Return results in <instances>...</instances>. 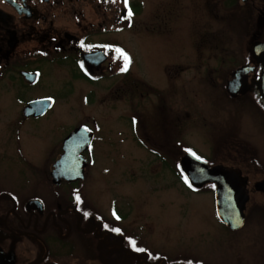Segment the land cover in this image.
<instances>
[{
  "label": "flooded vegetation",
  "instance_id": "obj_1",
  "mask_svg": "<svg viewBox=\"0 0 264 264\" xmlns=\"http://www.w3.org/2000/svg\"><path fill=\"white\" fill-rule=\"evenodd\" d=\"M151 1L0 0V104H23L21 120L25 122L48 116L59 104L74 103L79 93L83 94L82 104L91 106L98 101L101 104L100 101L106 98L102 97V92L107 90L115 97L109 99L113 103L112 108L121 98L125 102L126 114L119 118L127 117L138 122L139 116L150 113L146 102L151 101L152 110L163 104L170 111L171 125L168 127L181 126V81L176 80L181 67L191 66L187 67L188 71L196 70L200 61L199 66L205 67V70L212 71L216 67L221 70V66L214 65L215 62L234 55V65H227L233 70L228 73L222 90L229 103L242 109H253L256 119L258 117L259 130L264 132V0H222L218 5L219 13L215 15L217 19L212 18L207 5L209 0H201L198 4L187 0L189 7L184 10L181 0H175L176 7L168 12ZM171 14L176 18L175 32L169 27ZM239 15L243 25L250 20L248 36L254 37L247 46L248 36H244L241 56L233 53L227 45V51L221 53H214L210 48L201 50L203 53L198 52L196 41L202 34L198 33V29H191V25H196L200 18L199 23L207 36L213 28L210 24L212 20L228 25ZM182 18L184 23H181ZM183 24H190L192 44L189 50L177 54L175 62L164 64L162 58L158 67L163 68L167 79L150 80L141 74L138 58L131 48L133 39H130L129 46L122 34L136 31L137 36L148 44L150 40L155 42V39H165L166 36L174 40L180 38ZM221 32V37L227 41V33ZM123 55L129 58L127 70H122L125 66ZM157 57L152 54L154 60ZM245 67L249 70L247 89L233 96L228 86L236 79L235 72ZM184 82L191 84L193 81L187 79ZM45 84L66 90V93L61 97L44 95L40 88ZM118 94L121 95L119 99ZM91 98L95 101L90 102ZM138 98L144 100L137 106L138 111L143 112L141 115H135L131 106ZM42 100L53 101L44 115L24 116L26 106ZM115 116L103 117L102 109H99L98 117ZM0 124H3L1 115ZM80 126L88 127L94 135L91 148L81 154L87 162L85 178L77 183L62 178L56 185L53 173L63 158L65 140ZM134 132L141 136L140 142L135 144L153 156L151 162L148 158L144 163L148 164L146 169H152L156 179H166L168 172L171 178L168 175L167 178L172 183L188 182L180 163L187 153L199 156L191 144L182 143L172 148L168 147L170 140L164 143L162 139L166 140L160 137L159 143L154 142L150 146L149 132L144 127L140 129L137 124ZM95 136L88 123H83L57 140L54 146L37 153L41 159L40 167L49 171L36 188H32L30 183L19 185L16 181L13 186L16 190L8 189L0 180V264H207L181 252L171 255L166 251L163 233L169 226H156L153 221L150 222V211L138 208L139 201L144 204V198L134 202L127 197L123 200L127 208H122L114 197L107 200L87 191L90 189V169L97 163ZM173 137L174 142L181 144L179 136ZM249 137L226 133L216 140L208 157L199 156L211 168L222 166L235 172L246 183L250 191L245 210L246 223L250 211L264 217V155L259 146L247 141ZM13 152L21 156L23 164L39 166L38 162L26 158L28 154L21 146ZM1 155L10 159L7 149L0 150ZM178 216L181 217V213ZM215 216L220 224L229 229L219 220L216 209Z\"/></svg>",
  "mask_w": 264,
  "mask_h": 264
},
{
  "label": "rangeland",
  "instance_id": "obj_2",
  "mask_svg": "<svg viewBox=\"0 0 264 264\" xmlns=\"http://www.w3.org/2000/svg\"><path fill=\"white\" fill-rule=\"evenodd\" d=\"M146 1L149 2V0ZM194 1L197 4L201 2V0ZM151 2L165 8L166 12L177 5L175 0H152ZM220 3L222 0L208 1L207 5L213 15L212 18H216L215 15L219 13ZM181 7L183 10L189 7V1L181 0ZM231 16L234 17V15ZM237 17L239 20L234 18L232 24L228 25H220L217 18L212 20L210 24H213V28L207 36L204 35V28L202 30L203 25L199 23L200 18L199 24L191 25V29H198V33L202 34L198 35L196 41L198 52L203 53L201 50L210 48L214 50V53H221L227 51L228 47L233 53L241 56L244 36L250 35L251 27L249 28L250 20H247V16L245 25L240 15ZM168 21L169 27L175 32V16L171 14ZM183 21L184 18L181 23H184ZM221 31L227 33V41L221 37ZM167 32L168 29L165 30V33ZM122 35L124 42L129 46L130 39H133L131 48L138 58L140 72L150 80L160 78L166 80L167 75L163 73V68L158 67L162 58H164V64L175 62L177 54L185 49L189 50L192 44L190 24H183L180 38L177 37L174 40L166 36L165 39H155V42L150 40L148 44L146 40L143 42L137 36L136 31L125 32ZM253 39V36H248L247 46ZM152 54L158 57L154 60ZM222 58L214 64L221 66V70L220 67L212 71L205 70V67L199 66L200 61L196 64L198 66L196 70L188 71L187 67L191 66L181 67L180 77L176 79L178 82L181 81V126L177 124L168 127L171 113L163 104H158L156 109L152 110V102H146L150 113L141 115L140 113L143 112H139L137 106L144 102L142 98L134 100V104L131 105L134 114L141 115L138 122L127 117L119 118L120 115L126 114L127 109L123 105L125 102L121 98L112 108L113 103L109 99H115V97L107 90L102 92V97L106 98L100 101L101 104L99 101L91 106L82 104L83 94L79 93L75 96L77 100L74 103L59 104L48 116L36 120H25V122L21 120L23 104L12 105L9 102L0 104L3 122L0 124V150L7 149L10 157L9 159L7 156H0V161L4 164V166L0 165L1 182H4L3 185L6 188L13 190H16L13 187L16 181L19 185L30 183L32 188H36L41 178L45 177L49 171L40 167L41 159L37 153L54 146L57 140L80 124L88 123L96 135L94 152L97 163L90 169V189L88 188L87 191L107 200L114 197L122 204V208H127V203L123 201L127 197L134 202L144 198V204L139 201L138 208L150 211L152 217L150 222L153 221L156 226L160 224L169 226L163 235L166 251L171 255L181 252L185 256H192L207 264H264L263 216L250 211L245 227L237 232L230 231L216 219L212 187L206 186L199 192H193L184 182L172 183L167 178L170 177L168 172H166V179H156L152 169H146L148 164L144 163L148 158L151 162L153 156L146 154L144 149L135 144L141 140V136L134 132L138 124L140 129L144 127L149 132L150 146L154 142L159 143L161 137L166 140L162 139L164 143L170 140L168 147L173 148L175 145L178 147L182 143L189 146L191 144L199 156L208 157L216 140L221 139L226 133H236L241 134L242 138L250 135L247 141L259 146L264 155V132L259 130L258 117L256 119L253 109H242L229 103L222 90L229 76L228 73L233 70L227 65H234L236 57L229 55ZM159 70L162 73L159 74ZM187 79L193 82L186 84L184 81ZM171 85H173L172 82ZM40 90L44 95L57 97L64 96L63 94L66 93V90L56 89L51 84L43 85ZM71 91L73 92L72 89ZM84 93H87L86 90ZM141 94L140 96L143 97L144 94ZM119 97H121L120 94L118 99ZM145 97H147L146 94ZM84 101L89 103L87 99ZM94 101V98L90 99V102ZM99 109H102L103 117L110 115L117 117H98ZM174 135L181 138V144L174 142ZM20 146L28 154L25 155L26 158L38 162V167H30L21 162L22 158H19L21 156L13 152ZM141 157L144 158L142 163ZM180 213L181 217L178 216Z\"/></svg>",
  "mask_w": 264,
  "mask_h": 264
},
{
  "label": "water",
  "instance_id": "obj_3",
  "mask_svg": "<svg viewBox=\"0 0 264 264\" xmlns=\"http://www.w3.org/2000/svg\"><path fill=\"white\" fill-rule=\"evenodd\" d=\"M248 73L247 67L235 72L236 79L230 82L228 86V90L233 96L246 91ZM52 103V100L31 103L25 107L23 114L25 117H40L50 109ZM93 138V134L85 126L78 127L66 138L63 158L58 162L53 173L56 185L60 183L62 178L72 183L82 181L85 178L87 162L81 154L91 148ZM181 168L195 189H203L211 184L216 185V213L223 224L232 231L241 230L245 226V210L249 202L250 191L239 175L222 166L211 168L205 160L191 153L182 157ZM254 191H257V185Z\"/></svg>",
  "mask_w": 264,
  "mask_h": 264
},
{
  "label": "snow or ice",
  "instance_id": "obj_4",
  "mask_svg": "<svg viewBox=\"0 0 264 264\" xmlns=\"http://www.w3.org/2000/svg\"><path fill=\"white\" fill-rule=\"evenodd\" d=\"M128 15H129V16L132 15L131 11H129ZM123 59H124V61H125V66H124V69H122V70H127V65H128V63H129V58H128L126 55H123ZM77 199H79V197H77ZM117 231H118V230H117ZM133 246H135V242H133ZM141 251H143V250L141 249Z\"/></svg>",
  "mask_w": 264,
  "mask_h": 264
}]
</instances>
